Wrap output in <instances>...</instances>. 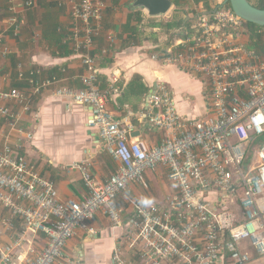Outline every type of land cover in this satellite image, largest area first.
Instances as JSON below:
<instances>
[{
	"label": "built area",
	"instance_id": "obj_1",
	"mask_svg": "<svg viewBox=\"0 0 264 264\" xmlns=\"http://www.w3.org/2000/svg\"><path fill=\"white\" fill-rule=\"evenodd\" d=\"M57 1L68 12L64 43L81 60V87H62L58 78L43 77L39 68L22 64L16 78L25 88L0 86V118L7 128L0 149V264H81L79 257L66 254L67 243L79 232L92 233L89 224L99 214L112 229L122 228L127 212L117 199L131 184L148 190L144 172L158 168L166 171L172 191L160 202L132 204L127 222L132 231L116 242L111 264H264V54L248 47L244 21L219 4L214 12L199 14L192 34L167 49L166 62L205 81L206 114L179 115L172 91L157 82L144 117L163 138L149 144L132 136L133 126L116 120L108 109L117 88H101L91 53L104 34L105 0ZM31 6V1L6 0L0 58L10 54L5 35L18 30L19 14ZM256 34L264 39V29ZM104 35L107 48L101 53L108 55L117 39ZM46 92L89 108V126L116 164L103 182L88 161L71 166L87 190L78 201L61 200L24 152L33 134L20 126L21 120L30 113L32 96ZM9 102L19 110L9 108ZM27 231L45 236L38 252L28 245ZM124 246L137 258L124 256Z\"/></svg>",
	"mask_w": 264,
	"mask_h": 264
},
{
	"label": "crops",
	"instance_id": "obj_2",
	"mask_svg": "<svg viewBox=\"0 0 264 264\" xmlns=\"http://www.w3.org/2000/svg\"><path fill=\"white\" fill-rule=\"evenodd\" d=\"M19 1H31L32 6L19 14L18 30L12 29L5 35L3 44L10 54L7 58H0L1 88H25L24 83L16 78L18 64H22L26 69L39 68L41 76L58 78L62 87H81V60L64 43L69 27L66 7L59 6L57 0ZM171 1L173 6L166 15L151 18L143 10L133 9V0H105L103 32L115 35L117 43L108 55H102L101 50L107 48L103 34L92 51L95 54L101 88H117V93L108 99V109L116 120L131 124L134 132H140L139 138L149 144L158 143L163 138V133L150 128L144 117L148 94L157 82H163L170 88L179 115L198 118L206 114L205 81L198 75L181 71L176 65L166 62L167 58H163L162 51L171 48L173 43L181 38L163 40L161 36H157L160 34L159 29L149 27L150 20L164 21L176 14L182 19L194 17L191 23L193 29L199 14L213 12L223 2ZM207 7L212 10L207 11ZM136 14H140L142 18L138 26L140 34L135 40H129L131 31L124 26L131 16L132 28L137 26L133 21ZM6 16V0H0V19ZM153 36H156V42L153 41ZM242 40L247 42L248 38L244 36ZM154 56L157 59H153ZM134 82L136 84L130 88V84ZM7 106L19 110L13 102H9ZM90 118L87 106L56 98L46 92L32 96L30 113L24 115L21 120L20 126L33 134L32 143L28 144L24 152L35 164L40 176L54 184L61 200L78 201L87 194L79 171L70 168L74 164L88 161L92 174L102 182L116 169L112 158L101 148L96 130L89 126ZM6 132L5 121L0 118V149ZM144 177L149 185L148 190L131 184L125 196L117 199V204L127 212L122 228L112 229L109 219L99 214L96 221L89 224V229L93 232H79L67 243L66 254L79 257L81 264H111L116 242L128 238L132 231L127 224L132 215V204L160 202L172 191L163 168L145 171ZM15 229L21 231L19 223L15 224ZM2 238L4 242L8 241L5 235ZM25 238L36 252L45 246V236L40 232L27 231ZM122 252L126 257H136L128 246H124Z\"/></svg>",
	"mask_w": 264,
	"mask_h": 264
},
{
	"label": "trees",
	"instance_id": "obj_3",
	"mask_svg": "<svg viewBox=\"0 0 264 264\" xmlns=\"http://www.w3.org/2000/svg\"><path fill=\"white\" fill-rule=\"evenodd\" d=\"M255 1V3H254ZM248 2L259 8V9H264V0H248ZM175 6L178 7V4L175 3ZM207 9V11L212 10L210 7L205 8ZM136 18L135 21L136 25L135 27L132 28L131 26V22H132V18L133 16L130 17V19L128 20V22L126 23V25L124 26L127 30L131 31V36L128 37L129 40H135V37L138 36L140 33H138V26L141 24L142 18L140 16V14H136L135 15ZM194 17H191L189 19H182V18H178L177 14L171 16V18L167 21V22H154L153 19H151V23L149 24V27H151L152 29H159V30H165L167 31H173L174 34L170 36V39L174 40V39H184L186 37H188L192 32V26L191 23L193 22ZM244 27L246 28V30L249 33V43H248V47L251 49L256 50L258 53H262L264 54V39L263 37H261L260 35H257L256 32L258 30H262L264 29V27H258L256 25L244 22ZM134 35V37H133ZM152 40V38L150 39ZM153 41L156 42V36H153ZM92 56H95V54L92 52L91 53ZM136 82L130 84V88L131 86L135 85Z\"/></svg>",
	"mask_w": 264,
	"mask_h": 264
},
{
	"label": "water",
	"instance_id": "obj_4",
	"mask_svg": "<svg viewBox=\"0 0 264 264\" xmlns=\"http://www.w3.org/2000/svg\"><path fill=\"white\" fill-rule=\"evenodd\" d=\"M221 5H228L232 12L244 22L256 25L258 27H264V9H259L251 5L248 0H223ZM221 5H218L215 10ZM172 6L173 3L171 0H133L131 4L133 9L143 10L146 12L147 16L151 18H157L166 15ZM162 54L163 58L170 57L167 50H163ZM131 135L138 137L140 132L135 131L132 132Z\"/></svg>",
	"mask_w": 264,
	"mask_h": 264
},
{
	"label": "rangeland",
	"instance_id": "obj_5",
	"mask_svg": "<svg viewBox=\"0 0 264 264\" xmlns=\"http://www.w3.org/2000/svg\"><path fill=\"white\" fill-rule=\"evenodd\" d=\"M254 3H255V1H254ZM161 20H162V19H161ZM168 20H169V19H164V21L162 20V21H159V22H163V23H164V22H167ZM194 24H195V23H194ZM194 24H193V25H194ZM155 31H156V30H155ZM159 32H160V34L157 35V36H158V37L161 36L160 38H162L163 40H164V39H169L170 36H171V34H172V35L177 34V33H174L173 31H167V32H166L165 30H162V31L159 30ZM261 33H263V32H261ZM261 36H262V35H261ZM174 40H176V39H174ZM161 139H162V138H161ZM161 139H160V140H161ZM209 198L212 199V198H213V195L210 196ZM250 253H252V252H250ZM255 264H256V263H255Z\"/></svg>",
	"mask_w": 264,
	"mask_h": 264
}]
</instances>
